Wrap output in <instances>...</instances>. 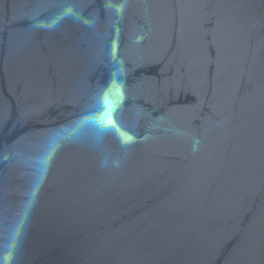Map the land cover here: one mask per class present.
<instances>
[{
  "label": "water",
  "instance_id": "water-1",
  "mask_svg": "<svg viewBox=\"0 0 264 264\" xmlns=\"http://www.w3.org/2000/svg\"><path fill=\"white\" fill-rule=\"evenodd\" d=\"M0 264H264V0H0Z\"/></svg>",
  "mask_w": 264,
  "mask_h": 264
}]
</instances>
